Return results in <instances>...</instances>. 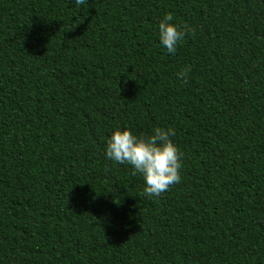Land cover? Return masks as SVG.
Instances as JSON below:
<instances>
[{
	"label": "trees",
	"instance_id": "obj_1",
	"mask_svg": "<svg viewBox=\"0 0 264 264\" xmlns=\"http://www.w3.org/2000/svg\"><path fill=\"white\" fill-rule=\"evenodd\" d=\"M118 127L171 128L180 182ZM0 264H264V0H0Z\"/></svg>",
	"mask_w": 264,
	"mask_h": 264
},
{
	"label": "clouds",
	"instance_id": "obj_2",
	"mask_svg": "<svg viewBox=\"0 0 264 264\" xmlns=\"http://www.w3.org/2000/svg\"><path fill=\"white\" fill-rule=\"evenodd\" d=\"M80 5L84 0H74ZM160 46L169 55L176 52L183 40L185 31L173 22L170 13L163 15L156 25ZM190 65H185L177 78L186 77ZM171 128H153L150 134L135 135L128 128H116L106 139L104 155L107 160L131 167L132 175L139 174L147 197H158L180 182L183 154L171 137Z\"/></svg>",
	"mask_w": 264,
	"mask_h": 264
}]
</instances>
